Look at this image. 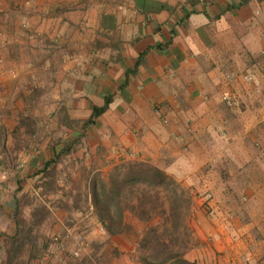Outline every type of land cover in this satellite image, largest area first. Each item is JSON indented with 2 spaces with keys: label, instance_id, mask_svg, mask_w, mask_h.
Returning <instances> with one entry per match:
<instances>
[{
  "label": "crops",
  "instance_id": "obj_1",
  "mask_svg": "<svg viewBox=\"0 0 264 264\" xmlns=\"http://www.w3.org/2000/svg\"><path fill=\"white\" fill-rule=\"evenodd\" d=\"M146 163L196 192L200 243L187 260L264 264L254 219L229 216L215 231L199 215L241 197L264 212V0H0V206L12 213L10 238L31 198L29 222L45 211L53 240L88 232L80 261L54 240L44 264H95L120 236L101 232L92 182Z\"/></svg>",
  "mask_w": 264,
  "mask_h": 264
},
{
  "label": "rangeland",
  "instance_id": "obj_2",
  "mask_svg": "<svg viewBox=\"0 0 264 264\" xmlns=\"http://www.w3.org/2000/svg\"><path fill=\"white\" fill-rule=\"evenodd\" d=\"M101 182L102 180H98V185ZM105 184L109 193L110 180ZM132 187L130 191H127L128 198H123L122 205L127 207V212L119 228L120 231L113 234L120 236L118 244L116 246L109 244L110 246L104 249L100 257L95 258V264H127V262L186 264L180 259H186L184 255L187 250L200 243L194 234L196 213L190 211V204L196 201L193 198L195 191L185 190L179 184L169 182L163 184L158 193L154 188L143 184ZM214 198L216 199L217 196ZM241 198L237 199V203L230 204L231 208L234 207L232 210L226 211L220 207L214 209L207 205L199 215L210 222V230L215 231L222 223L230 219L229 216H238L243 225L249 224L251 219H254V223L258 225L256 224L252 235L259 239L264 236V212L255 211L251 202L248 203L247 199ZM31 200L33 199L25 198L23 206L26 207V203ZM25 207L18 211V214H14L16 223L19 225L15 227L18 228L19 235L14 245L8 234L10 225L14 227L12 213L8 215L0 206V264H44L43 258L47 259L46 251L50 244L54 243L53 235L50 237L45 234L46 229L41 225L42 221L29 222L31 218L29 219V211H26ZM34 212L31 213L32 219ZM88 216L90 217V213ZM28 223H31L32 230L24 227V224L30 225ZM101 225L106 229V233H109L105 225L103 223ZM15 228H12V232L17 231ZM86 230V228H80L78 232L85 237L88 235ZM209 237H213V234ZM14 249L19 251L14 253L12 252ZM33 253L36 255L35 258H32ZM175 254V257L161 263L163 258ZM69 255L66 254L69 261H80L81 257Z\"/></svg>",
  "mask_w": 264,
  "mask_h": 264
},
{
  "label": "trees",
  "instance_id": "obj_3",
  "mask_svg": "<svg viewBox=\"0 0 264 264\" xmlns=\"http://www.w3.org/2000/svg\"><path fill=\"white\" fill-rule=\"evenodd\" d=\"M108 104L109 100H106L103 107L98 108V111H94V116H98L102 113ZM88 123H94V119H89ZM167 182L171 184L175 183L161 169L147 163L134 165L129 167L128 171H126L121 177H112L110 179L111 190L109 193L106 189V184L103 181L99 185L97 181L92 182V203L108 232L110 234H116L118 230L120 231L119 228L127 212V207H123L122 205L123 198H128L127 191H130L133 188L132 186L136 184H143L154 188L155 192L158 193L161 186ZM15 213L18 214L17 211ZM177 215L175 217H177ZM46 216L47 213L45 211L38 209L33 213V221L34 223L40 221L43 222ZM176 224L178 223L176 222ZM24 227L32 230L31 224H24ZM18 235L19 231L17 230L12 237V244L15 245ZM13 251L14 253H17L19 250L14 249L12 252ZM175 256L176 254L167 258L165 257L161 260V263L167 262L170 258ZM35 257L36 255L33 253L32 258ZM180 261L186 264H196L195 262L188 261L184 258L180 259Z\"/></svg>",
  "mask_w": 264,
  "mask_h": 264
},
{
  "label": "built area",
  "instance_id": "obj_4",
  "mask_svg": "<svg viewBox=\"0 0 264 264\" xmlns=\"http://www.w3.org/2000/svg\"><path fill=\"white\" fill-rule=\"evenodd\" d=\"M229 77H234V74H230ZM245 78H250L248 75H245ZM223 100L228 104L232 105L233 100L228 95H223ZM101 232L105 233L106 229L101 226L100 228ZM55 242L62 250L69 251V254L73 257H79L81 255L82 250L86 246L85 237L81 233H76L73 235L71 239H69V244L67 245V242L59 237H54Z\"/></svg>",
  "mask_w": 264,
  "mask_h": 264
}]
</instances>
